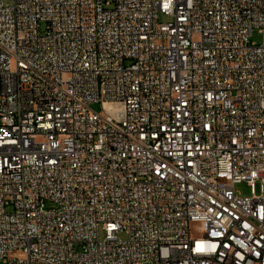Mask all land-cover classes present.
Masks as SVG:
<instances>
[{
    "label": "built area",
    "instance_id": "obj_1",
    "mask_svg": "<svg viewBox=\"0 0 264 264\" xmlns=\"http://www.w3.org/2000/svg\"><path fill=\"white\" fill-rule=\"evenodd\" d=\"M0 84V263L264 264V0H0Z\"/></svg>",
    "mask_w": 264,
    "mask_h": 264
},
{
    "label": "rangeland",
    "instance_id": "obj_2",
    "mask_svg": "<svg viewBox=\"0 0 264 264\" xmlns=\"http://www.w3.org/2000/svg\"><path fill=\"white\" fill-rule=\"evenodd\" d=\"M172 21V17L169 15H165L163 13H159V22H169ZM45 29V25L42 26V30ZM252 41L255 43H260L262 41V36L259 33V31L257 29L254 30L253 35H252ZM2 96V92H1V84H0V99ZM91 108L95 111H101L102 110V105L99 102H95L92 103ZM236 190L242 195V196H251L252 195V188L250 185L247 184V182H241L238 183L236 185ZM255 191L259 194L261 192V183L257 182L256 186H255ZM99 236L100 238H104L105 236V232L100 229L99 231ZM120 237L122 238H126V234L125 233H121L119 234ZM0 264H5L4 262H1Z\"/></svg>",
    "mask_w": 264,
    "mask_h": 264
}]
</instances>
